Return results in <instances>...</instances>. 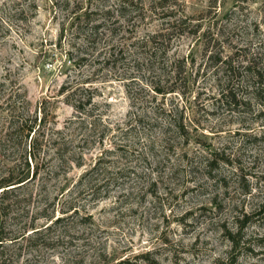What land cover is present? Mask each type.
Instances as JSON below:
<instances>
[{"label": "rangeland", "instance_id": "obj_1", "mask_svg": "<svg viewBox=\"0 0 264 264\" xmlns=\"http://www.w3.org/2000/svg\"><path fill=\"white\" fill-rule=\"evenodd\" d=\"M27 173L0 264H264V0H0Z\"/></svg>", "mask_w": 264, "mask_h": 264}, {"label": "trees", "instance_id": "obj_2", "mask_svg": "<svg viewBox=\"0 0 264 264\" xmlns=\"http://www.w3.org/2000/svg\"><path fill=\"white\" fill-rule=\"evenodd\" d=\"M76 110L82 111V107L75 105ZM42 121V120H41ZM36 122L37 120L35 119L34 122L29 123V121L26 119L23 121L18 120L17 124L12 121V123H9L10 127L9 130L6 132L5 137L7 140H12L14 137H17V135H23L26 139L31 138V143H30V151H29V158H34L36 160V149H37V138L34 139V135L37 132L36 129ZM27 159V158H26ZM29 179V173H27L26 177H15V176H9V177H4L0 179V209H6L5 204V198L8 195L9 191L20 187L16 186L17 184H22L26 183ZM22 184V185H24ZM21 185V186H22ZM44 217L47 218V215H44ZM62 219L56 220L55 223L60 222ZM5 233H3L2 230H0V262L4 259V244L8 241H14L17 238H11L8 240L7 237L4 236ZM13 243V242H12Z\"/></svg>", "mask_w": 264, "mask_h": 264}]
</instances>
